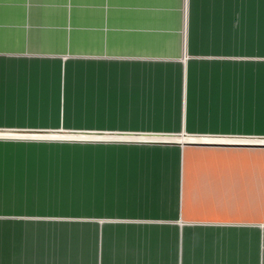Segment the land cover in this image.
<instances>
[{
  "label": "crops",
  "instance_id": "0c3cea01",
  "mask_svg": "<svg viewBox=\"0 0 264 264\" xmlns=\"http://www.w3.org/2000/svg\"><path fill=\"white\" fill-rule=\"evenodd\" d=\"M60 128L215 141L96 140L72 185L12 170V130ZM0 134L1 214L90 216L1 215L0 264H264V0H0Z\"/></svg>",
  "mask_w": 264,
  "mask_h": 264
},
{
  "label": "rangeland",
  "instance_id": "374dc122",
  "mask_svg": "<svg viewBox=\"0 0 264 264\" xmlns=\"http://www.w3.org/2000/svg\"><path fill=\"white\" fill-rule=\"evenodd\" d=\"M10 132V131H7ZM12 133H27V134H37V135H27L24 136H14L12 135V140H21L12 142V150L15 152V157L12 159H18L21 164H13V171H23V172H44L42 178L44 180L43 184H73V170H78V166L84 163L85 160H79V156L85 157L90 151L89 143H95L96 140L100 143L105 142H117V143H130L138 142L141 140L149 141H171L176 144L177 142H209L215 141L211 139H205L209 137L190 135L188 133L181 134H150V133H95L90 130H78V129H52V130H12ZM0 136H11V135H1ZM29 138V139H24ZM189 138H195L198 140H189ZM187 139V140H186ZM24 140H28L26 142ZM32 141V142H31ZM35 141V142H33ZM167 144V143H166ZM170 144V143H168ZM257 152H260L257 150ZM261 153V152H260ZM83 155V156H82ZM259 158V157H258ZM22 177V176H19ZM17 176V178H19ZM14 179L16 177H13ZM256 178L258 186L256 188L255 194L251 195L254 197L252 200L255 203L257 221H264V161L257 162ZM7 179V178H6ZM61 179L62 182H59ZM67 180V181H65ZM64 181V182H63ZM0 183L4 182L0 178ZM75 183V182H74ZM41 184V183H39ZM237 196V194H233ZM242 195V194H241ZM69 197V198H68ZM57 198V199H56ZM73 196L65 197H54L55 201L51 198L43 199L41 203L37 205H32L37 210L27 211L22 208L13 209L15 204H12V211L5 213H0V216H11L12 219H21L29 217H42L45 220H72L74 217L89 218V210L86 203L82 202L80 204L75 203L77 199H73ZM84 201V200H78ZM243 202V199H241ZM251 202V204H254ZM250 205V204H249ZM51 206V207H50ZM95 216V215H93Z\"/></svg>",
  "mask_w": 264,
  "mask_h": 264
},
{
  "label": "bare ground",
  "instance_id": "6f19581e",
  "mask_svg": "<svg viewBox=\"0 0 264 264\" xmlns=\"http://www.w3.org/2000/svg\"><path fill=\"white\" fill-rule=\"evenodd\" d=\"M21 134H27V133H12V135H14V136H18V135H21ZM27 135H37V134H27Z\"/></svg>",
  "mask_w": 264,
  "mask_h": 264
},
{
  "label": "water",
  "instance_id": "95a60500",
  "mask_svg": "<svg viewBox=\"0 0 264 264\" xmlns=\"http://www.w3.org/2000/svg\"><path fill=\"white\" fill-rule=\"evenodd\" d=\"M10 133H12V132H10ZM24 139H29V138H24ZM144 141L146 142L147 140H144ZM155 142H157V141H155ZM160 142H162V143H172L171 141H166V140L160 141Z\"/></svg>",
  "mask_w": 264,
  "mask_h": 264
}]
</instances>
